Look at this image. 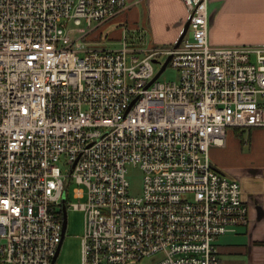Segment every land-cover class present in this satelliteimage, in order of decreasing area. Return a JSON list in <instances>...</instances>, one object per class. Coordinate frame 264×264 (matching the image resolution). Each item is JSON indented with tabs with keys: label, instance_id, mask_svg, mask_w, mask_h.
<instances>
[{
	"label": "built area",
	"instance_id": "obj_1",
	"mask_svg": "<svg viewBox=\"0 0 264 264\" xmlns=\"http://www.w3.org/2000/svg\"><path fill=\"white\" fill-rule=\"evenodd\" d=\"M182 1L178 47H138L124 28L111 49L99 28L127 0H0V264H52L66 180L82 264H221L217 239L249 208L210 150L264 127V45H212L211 0ZM169 56L178 79L151 83Z\"/></svg>",
	"mask_w": 264,
	"mask_h": 264
},
{
	"label": "crops",
	"instance_id": "obj_2",
	"mask_svg": "<svg viewBox=\"0 0 264 264\" xmlns=\"http://www.w3.org/2000/svg\"><path fill=\"white\" fill-rule=\"evenodd\" d=\"M167 0H127V7L144 6L142 20L148 46H173L183 32L189 11L182 0L173 3L162 18L158 2ZM209 39L214 46L264 45V0H211ZM174 4V6H173ZM137 10V8H135ZM124 11L102 24L103 39L121 40L124 28L108 30ZM136 14H139L138 10ZM130 18L129 20H131ZM139 22V17L134 18ZM133 25V24H131ZM108 30L109 32H106ZM122 30V32H121ZM138 47V41L131 40ZM143 48V47H141ZM232 127L222 147H212L216 169L238 179L242 198L249 208V222L217 239L221 264H264V130ZM248 145L246 149L244 146Z\"/></svg>",
	"mask_w": 264,
	"mask_h": 264
},
{
	"label": "rangeland",
	"instance_id": "obj_3",
	"mask_svg": "<svg viewBox=\"0 0 264 264\" xmlns=\"http://www.w3.org/2000/svg\"><path fill=\"white\" fill-rule=\"evenodd\" d=\"M163 2V3H162ZM162 3V4H161ZM171 0L161 1L158 2L162 11V18L169 17L168 12L172 5ZM213 2L210 1L209 3V13L212 12ZM174 6V4H173ZM138 10L139 14H136V9ZM144 15V6L142 4H137L136 7H130V9L124 11L123 15L120 16L115 22L111 25L108 30H116L117 28L120 30L122 27L127 28L128 30V41L135 40V43L138 41L141 47L147 48V37L146 33H143V20ZM139 17V22L136 21L134 18ZM132 18L131 20H129ZM133 24V25H131ZM106 30V32H109ZM121 30V32H122ZM123 33V32H122ZM123 37V36H122ZM104 46L111 48V49H118L120 48L119 40L115 38H108L104 39ZM121 41V40H120ZM157 67V65H156ZM179 74L175 68L172 66H168L165 71L160 75L159 80H177ZM258 129L264 130V127H257ZM245 129V133L248 132L247 128ZM248 145L244 146L246 149ZM225 173V172H224ZM143 171L139 166H130L128 178L130 181V192L136 195H139L142 192L143 187ZM75 182H70L66 180V191L64 195L67 198V203L70 202H82L83 199H76L73 195V189L76 187ZM64 203V202H63ZM66 205V206H67ZM60 209V206L58 207ZM67 228L64 236V240L61 246V250L57 261L55 264H82V237L84 234V227H85V213L83 210L74 209V208H67ZM136 264H154V258L145 257L140 262Z\"/></svg>",
	"mask_w": 264,
	"mask_h": 264
},
{
	"label": "water",
	"instance_id": "obj_4",
	"mask_svg": "<svg viewBox=\"0 0 264 264\" xmlns=\"http://www.w3.org/2000/svg\"><path fill=\"white\" fill-rule=\"evenodd\" d=\"M189 24H190V19L187 20V22L185 23V26H184V29H183V32L182 34L180 35L178 41L176 42L175 46L178 47L180 45V43L182 42L184 36L186 35L187 31H188V28H189ZM171 59V56H169L167 58V60L165 61L164 65L162 66V68L159 70V72L156 74V76L154 77V79L151 81V83L157 79L161 73L164 71V69L166 68L168 62L170 61ZM150 83V84H151ZM65 201H66V196L64 195L63 196V207H62V212H63V235L65 236V232H66V228H67V214H66V210H67V207H66V204H65ZM64 236H63V240H64ZM63 240L58 248V251L56 253V255L54 256L53 260H52V264H55L56 261H57V258L59 256V253H60V250H61V246H62V243H63Z\"/></svg>",
	"mask_w": 264,
	"mask_h": 264
},
{
	"label": "trees",
	"instance_id": "obj_5",
	"mask_svg": "<svg viewBox=\"0 0 264 264\" xmlns=\"http://www.w3.org/2000/svg\"><path fill=\"white\" fill-rule=\"evenodd\" d=\"M260 244H264V242H259Z\"/></svg>",
	"mask_w": 264,
	"mask_h": 264
}]
</instances>
